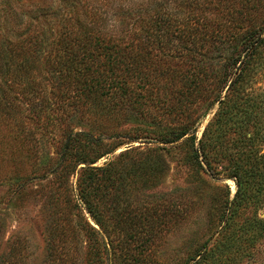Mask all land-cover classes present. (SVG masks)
<instances>
[{"label": "trees", "instance_id": "obj_1", "mask_svg": "<svg viewBox=\"0 0 264 264\" xmlns=\"http://www.w3.org/2000/svg\"><path fill=\"white\" fill-rule=\"evenodd\" d=\"M35 2L31 15L17 11V5ZM37 3L41 0L0 1V155H12L22 140L39 143L27 121L57 122L64 131L76 121L102 125L115 113L156 121L143 102L146 91L178 119L163 128L162 143L186 147L202 169L227 164L226 176L237 190L230 200L227 188L219 201L223 209L211 217L216 242H236L238 228L250 231L245 237L264 238L258 212L264 204V0ZM216 106L198 138L200 121ZM80 138L100 144L90 133L69 130L65 157ZM114 171L113 164L95 167L85 184L107 190ZM84 192L81 198L99 229L85 216L75 227L62 214L65 227L47 229L42 264H167L145 253L188 217L186 202L179 197L167 202L150 224L144 213H130L129 205L110 212L91 202V191ZM8 246L0 264H26L23 241ZM207 252L205 244L181 264H202Z\"/></svg>", "mask_w": 264, "mask_h": 264}, {"label": "rangeland", "instance_id": "obj_2", "mask_svg": "<svg viewBox=\"0 0 264 264\" xmlns=\"http://www.w3.org/2000/svg\"><path fill=\"white\" fill-rule=\"evenodd\" d=\"M55 2L41 0L37 6L57 5ZM35 5L36 2L23 3L17 5V11L31 15ZM145 94L148 100L143 99V102L156 121L143 120L130 113L125 117L115 113L102 125L94 121H76L66 129L67 133L65 126H59L57 122L53 125L45 120L37 125L27 121V127L39 143L22 144L25 142L22 140L15 145L12 155H0V259L10 252L8 242L19 238L27 247L25 263L42 264L47 256V229L55 225L65 227L67 221L62 220V214H67L63 216L70 217L75 227L79 216H85L99 229L81 198V191L85 190L84 194L91 191V202L103 204L105 210L111 212L119 205L124 208L129 205L130 213L137 216L144 213L148 217L145 221L151 220L150 224H155L167 202H174L177 197L186 202L188 217L171 228L163 240L156 239L149 254L145 253L148 260L181 264L207 244L208 252L202 264H264V238L255 240L251 233L245 237V232L250 231L238 228L236 242H216L218 233H215V226H211V217L215 218L223 209L219 201L225 200L227 188L230 200L237 190L235 182L226 176L227 164L222 162L211 169H202L190 160L186 147L179 143H162L161 131L165 126L176 124L178 119L165 113L146 91ZM217 109L216 106L199 122L198 138L202 137ZM205 110L203 108L202 112ZM51 114L60 117L58 113ZM69 130L74 134L90 133L100 144L88 145L84 138L77 139L68 150L70 155L65 157ZM232 138L239 140L236 135ZM83 158L88 160L87 164L79 162ZM159 163L162 164L160 167ZM108 164L116 167L108 189L104 185L89 189L85 182L90 171ZM134 166L139 169L133 171ZM68 197L71 201H67ZM55 202H58L56 206ZM258 212L264 219V204Z\"/></svg>", "mask_w": 264, "mask_h": 264}]
</instances>
